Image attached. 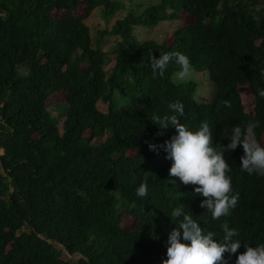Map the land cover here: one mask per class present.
I'll use <instances>...</instances> for the list:
<instances>
[{
    "label": "trees",
    "instance_id": "1",
    "mask_svg": "<svg viewBox=\"0 0 264 264\" xmlns=\"http://www.w3.org/2000/svg\"><path fill=\"white\" fill-rule=\"evenodd\" d=\"M262 1L161 0L140 15L128 10L93 42L85 19L97 9L108 24L121 1L0 0V264H161L177 207L216 238L227 225L245 245L264 243V176L240 171L239 145L222 153L237 203L217 220L199 206L194 185L169 177L163 151L147 147L175 134L151 120L171 114L172 102L183 104L180 121L189 129L210 126L216 151L232 126L250 120L259 121L264 146V98L256 94L264 89ZM80 5L85 10L75 15ZM55 10L65 13L54 17ZM182 12L192 22L177 25L169 45L133 33ZM171 52L207 71L212 100L198 103L195 82H175L174 63L163 75L150 71L149 53ZM56 93L65 97L60 130L47 105ZM141 182L144 198L135 195ZM224 256L234 264L235 253Z\"/></svg>",
    "mask_w": 264,
    "mask_h": 264
},
{
    "label": "clouds",
    "instance_id": "2",
    "mask_svg": "<svg viewBox=\"0 0 264 264\" xmlns=\"http://www.w3.org/2000/svg\"><path fill=\"white\" fill-rule=\"evenodd\" d=\"M149 68L154 75H163L170 63L178 66L173 78L178 83L191 79L194 69L188 57L180 52L159 54L153 57L149 53ZM264 79V69L260 70ZM256 94L264 98V89L258 88ZM171 114L164 117L153 116L152 122L159 128L174 127L175 134L160 144L149 143L150 151H163L164 158L170 160L169 177L178 178L185 185H194L193 193L202 199L199 206L205 209L212 218L217 220L229 215L236 206L237 195L233 192L231 178L227 173L231 170L222 158L224 151H232L239 145L242 149L239 169L249 175L264 176V146H261L256 129L259 121L250 120L242 128L234 125L228 130L227 143L220 150H214L211 144L212 132L207 123L202 122L198 129H189L182 124L180 118L184 115L181 102L167 105ZM146 182H141L135 189L138 198L147 195ZM170 216L177 223L168 231L166 236V259L161 264H227L224 256L236 254L234 264H264V243L254 246L245 245L240 239H234L238 233L225 225L222 236L216 238L213 231L203 228L189 213L177 207ZM243 246L244 251L237 249Z\"/></svg>",
    "mask_w": 264,
    "mask_h": 264
},
{
    "label": "rangeland",
    "instance_id": "3",
    "mask_svg": "<svg viewBox=\"0 0 264 264\" xmlns=\"http://www.w3.org/2000/svg\"><path fill=\"white\" fill-rule=\"evenodd\" d=\"M121 1L123 3V9H121L115 16H113L108 24L105 22L102 14L97 10H93L89 16L85 19V23L88 25L90 29V33L92 36V41H95L98 33L104 30H109L112 24L117 20L118 17L123 16L128 10L133 11L135 15L142 14L148 6L158 5L161 0H115ZM264 2V0L262 1ZM85 10L84 5H80L75 11V15H79L83 13ZM63 10H55L52 12L54 17H61L64 15ZM192 22V18L185 12H182L177 20H163L160 21L157 26L154 28H147L142 26H134L133 33L137 36L138 40H150L153 39L160 44L169 45L172 40V33L177 25H186ZM107 39V37H104ZM116 39L115 37L109 39ZM109 41H106V44H103L104 50H107L110 46ZM27 69L25 67L20 68V72L24 73ZM174 80V78H173ZM175 81V80H174ZM176 82V81H175ZM186 82H195L197 84L194 99L198 103H207L212 100V94L214 92V86L211 81L208 79L207 71H194L191 79ZM246 87L242 86L239 88L241 97L243 99V104L245 111L248 114H253V99L249 90H245ZM65 97L62 93H56L48 98L47 105L49 110L51 111L53 117L58 118V128L62 129L63 123V113L65 112ZM98 108L104 110L106 105L102 102H98ZM103 138L95 139L94 143H100ZM262 142L264 144V137H262ZM0 153H2V149H0ZM72 257V256H70Z\"/></svg>",
    "mask_w": 264,
    "mask_h": 264
}]
</instances>
